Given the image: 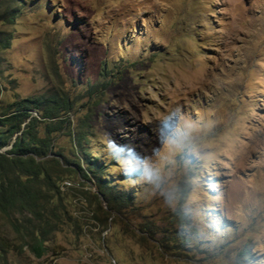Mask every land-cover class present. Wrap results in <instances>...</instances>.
<instances>
[{
  "label": "rangeland",
  "instance_id": "1",
  "mask_svg": "<svg viewBox=\"0 0 264 264\" xmlns=\"http://www.w3.org/2000/svg\"><path fill=\"white\" fill-rule=\"evenodd\" d=\"M54 96L130 201L65 162L66 222L10 264H264V0H0V116Z\"/></svg>",
  "mask_w": 264,
  "mask_h": 264
},
{
  "label": "trees",
  "instance_id": "2",
  "mask_svg": "<svg viewBox=\"0 0 264 264\" xmlns=\"http://www.w3.org/2000/svg\"><path fill=\"white\" fill-rule=\"evenodd\" d=\"M71 108L66 96L23 98L0 116V264H10L11 255L24 246L36 256H43L50 236L66 222L58 182L73 170L65 162L77 164L85 178L94 179L97 192L109 210L121 213L129 204L130 195L108 181L102 163L89 153L90 134L83 129L84 125L75 128L70 120L60 118ZM34 109L42 119L32 115ZM40 123H43L44 135L38 129ZM83 123L89 125L87 121ZM66 129L75 161L69 160L62 151L49 156L55 147L53 133ZM7 146L10 147L2 150ZM98 194L95 197L100 201ZM1 219L12 226L16 239L11 240L2 233ZM137 229L151 232L148 224Z\"/></svg>",
  "mask_w": 264,
  "mask_h": 264
},
{
  "label": "clouds",
  "instance_id": "3",
  "mask_svg": "<svg viewBox=\"0 0 264 264\" xmlns=\"http://www.w3.org/2000/svg\"><path fill=\"white\" fill-rule=\"evenodd\" d=\"M163 123H168V122L167 121H164ZM108 144H112V142L111 141H108ZM144 174H146V175L149 174L146 169L144 170Z\"/></svg>",
  "mask_w": 264,
  "mask_h": 264
}]
</instances>
